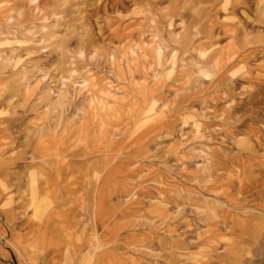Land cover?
Listing matches in <instances>:
<instances>
[{
	"label": "rangeland",
	"instance_id": "374dc122",
	"mask_svg": "<svg viewBox=\"0 0 264 264\" xmlns=\"http://www.w3.org/2000/svg\"><path fill=\"white\" fill-rule=\"evenodd\" d=\"M0 264H264V0H0Z\"/></svg>",
	"mask_w": 264,
	"mask_h": 264
},
{
	"label": "crops",
	"instance_id": "0c3cea01",
	"mask_svg": "<svg viewBox=\"0 0 264 264\" xmlns=\"http://www.w3.org/2000/svg\"><path fill=\"white\" fill-rule=\"evenodd\" d=\"M35 157H38V156H35ZM35 157H34V158H35ZM33 166H34V167L31 168V171H30V172L33 171V168L36 169L37 163H35ZM36 172H37V169H36ZM33 173H35V170L33 171ZM31 196H32V195H31ZM30 199H33V196H32V198H30ZM46 241H47V239H46V235H44V234H43V235L38 234L37 236H35L33 247H35V246L38 245L39 243L45 244ZM20 250H21V249H20ZM55 253H56V252H55Z\"/></svg>",
	"mask_w": 264,
	"mask_h": 264
}]
</instances>
